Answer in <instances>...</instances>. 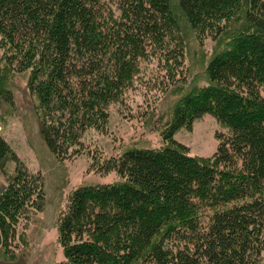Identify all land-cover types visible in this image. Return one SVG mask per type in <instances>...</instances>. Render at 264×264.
<instances>
[{"label":"trees","instance_id":"trees-1","mask_svg":"<svg viewBox=\"0 0 264 264\" xmlns=\"http://www.w3.org/2000/svg\"><path fill=\"white\" fill-rule=\"evenodd\" d=\"M182 24L200 43L220 42L205 81L186 90ZM143 62L152 71L139 83L143 119L157 114L154 93L180 94L156 119L162 145L92 151L85 133L104 129ZM4 68L28 73L53 155L85 152L92 169L116 176L69 191L57 221L62 259L49 264H264V0H0V80ZM0 101L12 103L1 84ZM204 113L230 132L198 156L173 133ZM12 160L0 190L5 250L44 202L41 174L0 135V173Z\"/></svg>","mask_w":264,"mask_h":264},{"label":"rangeland","instance_id":"rangeland-1","mask_svg":"<svg viewBox=\"0 0 264 264\" xmlns=\"http://www.w3.org/2000/svg\"><path fill=\"white\" fill-rule=\"evenodd\" d=\"M181 29L187 71L182 90H186L189 85H199L205 81V65L220 42L205 39L200 43L188 25L182 24ZM141 67L134 80L137 88L130 87L123 94L122 102L110 104L104 129H90L85 133L83 141L92 151L108 156L129 147L162 145L156 119L161 114L164 119L180 94L174 89L162 94L154 93L151 102L155 103L157 114L153 119H143L138 112L146 103L141 94L143 87L139 83L147 82L146 76L152 75V71L148 69L150 63L143 62ZM27 74L7 68L2 70L0 84L11 92L12 103L0 101V135L30 171L41 174L44 202L42 208L30 214L27 220L20 219L11 245L7 250L0 248V264H49L62 259V249L57 240V221L67 194L81 184L104 183L116 178L113 171L103 174L92 169L91 155L88 153L58 159L48 150L38 132L34 109L37 99L28 90ZM219 132L227 134L230 129L219 123L211 113H204L194 118L190 126L176 129L173 137L185 144L189 153L208 156L217 146ZM13 167V160L9 161L5 171L0 173V190L6 184V176L13 172Z\"/></svg>","mask_w":264,"mask_h":264}]
</instances>
